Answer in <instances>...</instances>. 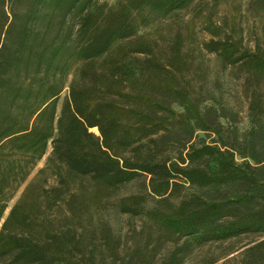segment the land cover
<instances>
[{"label":"trees","instance_id":"trees-1","mask_svg":"<svg viewBox=\"0 0 264 264\" xmlns=\"http://www.w3.org/2000/svg\"><path fill=\"white\" fill-rule=\"evenodd\" d=\"M193 1L0 0V222L51 143L59 161L47 159L14 206L27 218L42 210L52 190L70 191L61 161L107 194L142 170L157 176L153 192L164 196L159 222L172 245L167 264H181L208 243L249 234L261 238L243 251V263H264L263 46L246 45L235 26L230 33L217 28L218 66L242 81L248 98L249 128L242 136L228 135L231 130L214 119L201 127L214 137L196 139L193 127L186 141L175 143L171 157L122 162L115 153L147 132L131 122L139 107L135 81L150 70L155 52L141 25ZM192 120L199 127L202 119L194 113ZM92 126L102 140L88 131ZM49 178L54 188L49 189ZM51 238L32 244L0 235V264H68L63 244Z\"/></svg>","mask_w":264,"mask_h":264},{"label":"rangeland","instance_id":"rangeland-1","mask_svg":"<svg viewBox=\"0 0 264 264\" xmlns=\"http://www.w3.org/2000/svg\"><path fill=\"white\" fill-rule=\"evenodd\" d=\"M219 25L221 33H230L235 26L249 47H264V0H194L166 16L152 15L146 26L141 25L155 52L150 70L140 72L135 81L132 93L139 107L131 122L136 128L146 127L147 132L141 141L115 152L122 162L126 158L150 161L171 157L175 143L186 141L193 127L194 138L210 140L214 135L201 127L214 119L231 130L227 133L231 136H242L248 130V98L242 81L218 66ZM72 78L69 75L59 97V113L68 100ZM107 99L118 102L119 97ZM194 113L201 116L199 127L191 121ZM60 123L66 120L62 118ZM88 131L102 140L97 126ZM139 132L135 130L136 136ZM49 158L59 161L51 143L11 199L0 222V235L32 244L48 243L55 235L65 248L68 264H167L172 245L165 240L159 222L164 196L153 192L152 183L158 187L159 181L148 172L137 170L140 172L132 181L107 194L90 177L76 175L61 161L70 191L52 190L34 216L27 218L15 210L24 187ZM54 185L55 180L49 178V189ZM259 238V234H249L208 243L195 248L181 264H244L243 251Z\"/></svg>","mask_w":264,"mask_h":264}]
</instances>
